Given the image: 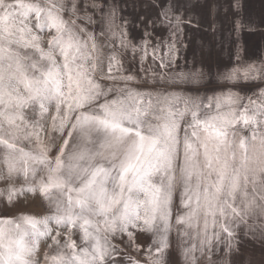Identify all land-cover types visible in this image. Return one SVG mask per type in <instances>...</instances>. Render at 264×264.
I'll list each match as a JSON object with an SVG mask.
<instances>
[{
  "label": "snow or ice",
  "instance_id": "obj_1",
  "mask_svg": "<svg viewBox=\"0 0 264 264\" xmlns=\"http://www.w3.org/2000/svg\"><path fill=\"white\" fill-rule=\"evenodd\" d=\"M153 6L134 42L113 0H0V198L39 195L49 210L0 217V264H117L114 239L140 253L137 232L151 243L130 264H167L173 233L181 264H232L241 230L264 240V86L135 87L201 75L168 73L193 6ZM157 27L168 35L153 42ZM237 57L221 81L264 85V60Z\"/></svg>",
  "mask_w": 264,
  "mask_h": 264
},
{
  "label": "crops",
  "instance_id": "obj_2",
  "mask_svg": "<svg viewBox=\"0 0 264 264\" xmlns=\"http://www.w3.org/2000/svg\"><path fill=\"white\" fill-rule=\"evenodd\" d=\"M133 2L138 4L137 1ZM140 2L148 8L144 12L147 18L145 21L141 20L140 15V17L137 16L138 23L135 20L136 22L128 24L129 31H137L132 34L134 42L143 37L149 20L158 19L159 10L153 6L154 0H140ZM188 2L193 6L191 14L194 26H184V44L178 46L180 51L177 53L175 66L168 69L169 74L183 72L191 77L192 73L199 70L201 74L199 79L212 76L221 70L233 67L234 63L238 62L237 52H239V58L245 61L264 60V0H240L241 7L238 10L232 9L233 0H188ZM237 19L245 25L239 34L235 29ZM248 27L253 30L249 31ZM153 31V42L156 37L165 38L168 35L165 29L159 27ZM147 64H151V59ZM138 68L137 64L132 65V68L128 70L140 74ZM155 68L157 72L161 71L158 62ZM242 87L249 88L246 85ZM229 88L241 94L246 93L243 88L240 89V86L228 83H205L204 85L197 83L195 89L196 94L211 95L214 91H226Z\"/></svg>",
  "mask_w": 264,
  "mask_h": 264
},
{
  "label": "rangeland",
  "instance_id": "obj_3",
  "mask_svg": "<svg viewBox=\"0 0 264 264\" xmlns=\"http://www.w3.org/2000/svg\"><path fill=\"white\" fill-rule=\"evenodd\" d=\"M133 1H137L138 4H135ZM116 3L120 10L121 16L126 17L129 21V25L132 24L133 21H137V16L147 18L146 12L148 8L146 5L140 2V0H113ZM141 11V12H140ZM144 19V21H145ZM140 20V19H139ZM135 21V22H136ZM139 21H137L138 23ZM140 31V30H139ZM137 33V31L130 30L129 33L131 37L132 34ZM140 33V32H138ZM47 35H44V46L47 47ZM125 67L127 69L132 68V64L126 63ZM225 70H221L217 72L215 75H209L208 77L198 79L197 82H185L178 85H169L167 83H159L154 81H145L143 83L135 85V87L142 88V89H149V90H165V91H176L182 93H188L191 95H199L196 94V86L197 83H222L227 84L220 79V74L225 72ZM140 75V74H138ZM214 77V78H213ZM201 80V82H199ZM106 83V82H105ZM243 83L236 84L237 87L240 86V89L243 88ZM249 88H243L246 93L243 95H251L257 88L262 87L264 85L259 84H247ZM205 95V94H204ZM207 95V93H206ZM56 153V149L53 148L50 155L54 156ZM19 184V182H18ZM4 187L3 183H0V188ZM179 209V193L174 196V213L176 210ZM49 210L46 207L45 203L39 197V195H32L27 194L25 196L20 197L12 206H8L3 198H0V217H10L15 216L19 213H29L35 216H43L48 214ZM75 239H79L78 235L74 237ZM126 240V237L124 238ZM172 247L168 252L167 255V264H181L180 257L176 250L175 244V233L172 234ZM238 253L232 256V264H264V240L259 239L258 237H253L251 235L245 236L243 235L242 230L238 234ZM119 247L126 248L124 252L120 254V258L118 259L117 264H130L129 261L124 259L125 257H132L136 259H141L143 256V252L145 249L148 248L149 244L151 243V235L147 233L137 232L135 237V243L141 249L140 253H137L132 248L127 247L125 244L122 243L119 236L114 239L113 241ZM50 243V241H48ZM46 248V243H42L40 247V251L37 254L36 259L41 260L43 257L44 250ZM200 264H205L204 260L200 261Z\"/></svg>",
  "mask_w": 264,
  "mask_h": 264
}]
</instances>
